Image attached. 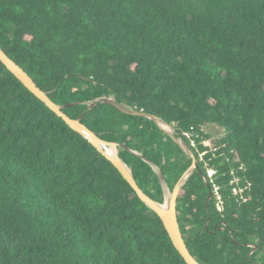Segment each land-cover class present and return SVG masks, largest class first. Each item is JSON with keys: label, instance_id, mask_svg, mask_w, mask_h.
I'll return each mask as SVG.
<instances>
[{"label": "trees", "instance_id": "1", "mask_svg": "<svg viewBox=\"0 0 264 264\" xmlns=\"http://www.w3.org/2000/svg\"><path fill=\"white\" fill-rule=\"evenodd\" d=\"M0 46L67 117L87 114L118 144L162 204L160 174L175 190L194 166L182 140L201 169L178 202L189 252L264 264V0H0ZM107 98L176 138L109 105L89 112ZM209 129L225 132L216 154ZM173 243L110 159L0 60V264H186Z\"/></svg>", "mask_w": 264, "mask_h": 264}, {"label": "water", "instance_id": "2", "mask_svg": "<svg viewBox=\"0 0 264 264\" xmlns=\"http://www.w3.org/2000/svg\"><path fill=\"white\" fill-rule=\"evenodd\" d=\"M0 60L2 63L8 68V70L17 78V80L21 83H23L26 88L30 91L31 94H33L39 101H41L46 107L55 115H57L60 119L64 120V122L77 134L81 135L82 137L86 138L95 149H97L104 157L109 158L110 161L114 164V166L120 171V173L123 175V177L131 184V186L138 192L140 197L144 200L145 203H147L152 209H154L163 219V222L165 223V226L167 230L169 231L171 238L173 240V244L176 247L177 251L181 254V256L185 259L186 264H199L191 255L189 252L185 240H184V234L182 232L181 224H180V218H179V208H178V202L180 198V194L182 192V188L184 185H186L187 181L194 175V173L201 172L200 169V162L198 161L197 157L194 153H192L191 150H189L188 146L185 145V143L180 144L184 146L185 150L190 155V158L194 162V166L190 172L184 176V178L180 181V183L177 184L175 187L174 197L170 201L169 205H167V202L165 204H162L155 200L153 197H151L145 190H143L139 184L137 183V180H135L133 173L131 169L126 165V163L121 159L120 157V151H119V145L114 143H105L103 142L98 136L90 132L84 125L83 121L85 119L86 115H83L78 120H72L69 117H67L63 113V109L57 106L51 99L49 98V95L42 92L38 85L33 82V80L19 67L17 64L10 59V57L3 51V49L0 46ZM99 104L103 105H109L116 110L120 111L121 113L125 115L130 116H136V117H145L150 118L152 120H155L158 122L162 127L166 126L173 130V136L176 138L175 130L170 127L166 122H164L162 119L148 115L143 112L139 111H133L131 109L126 108L121 103H119L116 99H105L98 101L97 103L93 104L90 107L89 112H91L94 108H96ZM88 112V113H89ZM110 148H113L115 151L113 154H111ZM147 161V160H146ZM161 180L165 181V177L163 174H160ZM214 198V194H211L209 205L212 203Z\"/></svg>", "mask_w": 264, "mask_h": 264}, {"label": "built area", "instance_id": "3", "mask_svg": "<svg viewBox=\"0 0 264 264\" xmlns=\"http://www.w3.org/2000/svg\"><path fill=\"white\" fill-rule=\"evenodd\" d=\"M187 137H188L189 140L192 142V146H193L194 150H198V145H197V142H196V140H195V136L187 135ZM198 140H200V139H198ZM182 142H183V141H182ZM209 143H210V142H207V143L205 144V148H206L207 150L214 151L215 154L218 153L219 150H216V151L214 150V145H213V143L211 142L212 145H211V144L209 145ZM183 144H184V142H183ZM207 157H208L207 154L204 155V156H202V157H201V161H202V162H205ZM214 177H215V174H211V175H210V179H213ZM217 191H218V192H217V195L219 196L218 210H219L220 213H223V212L225 211V203H224V201H223V199H222V197H221V195H220V194H221L220 189L217 188ZM235 191H236V194H237L238 196H240L241 193H245L244 190L236 189ZM246 201H247V198H246Z\"/></svg>", "mask_w": 264, "mask_h": 264}, {"label": "rangeland", "instance_id": "4", "mask_svg": "<svg viewBox=\"0 0 264 264\" xmlns=\"http://www.w3.org/2000/svg\"><path fill=\"white\" fill-rule=\"evenodd\" d=\"M163 128H165L166 130H168L170 133H173V130L164 126ZM207 136H211L213 138L212 140V143L214 145V143L219 140V139H222L223 137H225V132L220 130V129H209L208 133H207ZM181 143L182 140H180ZM212 143L210 142L209 145ZM193 147V146H192ZM110 150L112 152H114V149L113 148H110ZM163 186H164V189L166 190V196H167V205H169L170 201L172 200V198L174 197V192L172 189L169 188V186L167 185V183L165 181H163Z\"/></svg>", "mask_w": 264, "mask_h": 264}, {"label": "bare ground", "instance_id": "5", "mask_svg": "<svg viewBox=\"0 0 264 264\" xmlns=\"http://www.w3.org/2000/svg\"><path fill=\"white\" fill-rule=\"evenodd\" d=\"M111 152V154H113V152L112 151H110ZM114 155H115V151H114Z\"/></svg>", "mask_w": 264, "mask_h": 264}]
</instances>
